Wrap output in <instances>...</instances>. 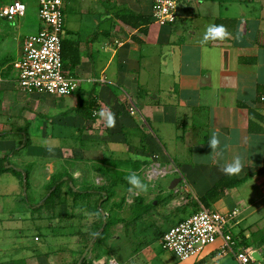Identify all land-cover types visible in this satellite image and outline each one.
<instances>
[{
  "label": "crops",
  "instance_id": "1",
  "mask_svg": "<svg viewBox=\"0 0 264 264\" xmlns=\"http://www.w3.org/2000/svg\"><path fill=\"white\" fill-rule=\"evenodd\" d=\"M13 1L0 0V176H9L0 180V196L22 204L28 185L41 189L32 185L37 157L47 169L57 164L70 186L73 175H85L87 160H107L113 174L144 176L137 221L150 229L157 221L166 232L206 207L200 198L226 175L221 166L239 157L238 184L207 208L233 214L236 249L253 254L248 264H264V0H182L177 21L167 26L123 19L130 12L150 17L152 0H64V68L81 81L69 96L13 85V62L42 26L39 0H20L24 16L2 17ZM210 24L224 25L229 36L204 41ZM101 110L115 115L114 127ZM213 133L220 139L215 150L208 143ZM104 170L101 181L112 180L111 189L128 186ZM162 175H170L173 191L157 189ZM24 207L25 218L36 217L29 199ZM10 230L0 223V242ZM222 243L184 261L244 264L221 254Z\"/></svg>",
  "mask_w": 264,
  "mask_h": 264
},
{
  "label": "rangeland",
  "instance_id": "2",
  "mask_svg": "<svg viewBox=\"0 0 264 264\" xmlns=\"http://www.w3.org/2000/svg\"><path fill=\"white\" fill-rule=\"evenodd\" d=\"M198 22L199 20H196L195 23ZM12 78L13 85L19 86L15 80V71H12ZM38 130L40 131V127ZM35 162L37 166L34 173L38 181L34 179L32 185L35 186L38 182L41 189L35 192V189H30L28 185L27 193L24 192L22 195V204L6 199L7 196H0V205L1 201H4L0 223L4 227H11L6 239L0 242V264H13V260L20 258L26 260L25 264H76L86 246L94 238L95 242L84 264H159L160 258H166L168 263L173 264L188 263L180 261L163 247L162 239L165 232L158 228L157 221L155 225L152 223L154 227L150 229L147 222L137 221L135 218L134 210L137 205L134 199L137 195H143L145 188L137 189L128 184L123 189H111L112 180L101 181L103 175L100 174L102 173L100 170L103 168H107V171L114 170L107 165V160L89 159L85 175L72 176L76 189L98 190L96 193L79 194L74 193L66 182L61 183L57 191H53L55 189L51 186L53 180L67 173H62V169H57V164L54 163L47 169L40 157H37ZM159 174L161 171L148 177L155 178ZM106 175L108 179L111 177L107 173ZM139 177L143 182L144 176ZM74 178L80 182L85 178L87 182L78 186ZM169 178L170 175L166 177L162 175L159 182L156 179L157 189L160 190L159 185L162 184L164 191H173L169 188V181L167 182ZM5 179H9V176H0V180ZM69 184H72L71 181ZM103 192H108V198L100 200ZM47 196L49 199L45 201ZM27 199L37 208L36 217L31 219L25 218L24 204ZM102 211H105L106 217ZM12 215H15L14 220L11 218ZM22 218L24 219L21 220ZM15 225L20 229L15 230Z\"/></svg>",
  "mask_w": 264,
  "mask_h": 264
},
{
  "label": "built area",
  "instance_id": "3",
  "mask_svg": "<svg viewBox=\"0 0 264 264\" xmlns=\"http://www.w3.org/2000/svg\"><path fill=\"white\" fill-rule=\"evenodd\" d=\"M182 0H152V21L167 26L177 21ZM27 4L20 0L4 6L1 16L9 20L24 16ZM41 29L27 37L23 55L13 62L18 84L29 93L69 96L80 88V79L64 69L63 31L65 26L64 0H39ZM132 113L135 109H131ZM235 213V212H234ZM232 215L206 207L173 225L163 235V247L179 260L198 256L219 238L221 254H235L248 264L253 254L237 250L234 234L230 230ZM237 248V249H236Z\"/></svg>",
  "mask_w": 264,
  "mask_h": 264
},
{
  "label": "trees",
  "instance_id": "4",
  "mask_svg": "<svg viewBox=\"0 0 264 264\" xmlns=\"http://www.w3.org/2000/svg\"><path fill=\"white\" fill-rule=\"evenodd\" d=\"M64 14H65V11H64ZM129 17H131V18H137L138 20L139 19H143L144 20V23H146V24H148L152 20L151 16L148 17V16H145V15H140V14H136V13H133V12H130L129 16H126V15H125V17L123 16V19L126 22H130ZM65 44L66 43H64V40H63V60H64V57L67 56V47L65 46ZM64 69H66V68H64ZM107 170H104L105 173L109 174L111 176V178H113V182L114 183H116V184L117 183H127V184H129L128 180L124 179V178L127 177V175L118 173L117 171H116L117 173L113 174L114 172L112 173L111 171H107ZM235 176H236L235 174H232V175L226 174L206 195H204V196H202L200 198L201 202L206 206V208L209 207L210 202L217 201L221 197L225 196L229 192V189L231 187H233V186H235V185L238 184L239 180H237ZM69 179L71 180L70 177H69ZM65 181H67V180H65V176H59V178H55V180H53V182L51 183V186L52 187H55V189L53 191H57L58 188L60 187L61 183H64ZM26 185H28V183ZM74 187L75 186H70V188L72 189V191L74 193H77V194H79V193H96L98 191V190L75 189ZM106 197L108 198V192H106V193L103 192L102 195H101L100 200H103ZM45 199H46L45 201H47V199H49V196L45 197ZM140 200L141 199L139 197L136 198L137 208L134 210L135 218L139 217L143 213V211H144V207L141 204V201ZM209 209H211V208H209ZM234 238L236 240V245H238L239 242H238L236 236H234ZM88 245L86 246V248L88 247ZM90 250H91V248H90ZM85 258H84L82 264L85 263ZM25 261L26 260L24 258H20L18 260H13L12 263L13 264H25ZM78 261L76 262V264L78 263Z\"/></svg>",
  "mask_w": 264,
  "mask_h": 264
},
{
  "label": "clouds",
  "instance_id": "5",
  "mask_svg": "<svg viewBox=\"0 0 264 264\" xmlns=\"http://www.w3.org/2000/svg\"><path fill=\"white\" fill-rule=\"evenodd\" d=\"M229 36L228 31L224 25L210 24L204 34V41L224 39ZM101 117L107 116V124L109 127H114L116 123L115 115L113 113H105L103 110L100 112ZM208 143L212 150H215L220 145V139L216 133H213L209 138ZM242 162L239 157H236L232 162H226L221 166V171L225 174L232 175L236 174L241 170ZM129 184L137 189H143L146 186L143 184L141 178L135 173H131L126 177ZM131 190V189H130Z\"/></svg>",
  "mask_w": 264,
  "mask_h": 264
},
{
  "label": "water",
  "instance_id": "6",
  "mask_svg": "<svg viewBox=\"0 0 264 264\" xmlns=\"http://www.w3.org/2000/svg\"><path fill=\"white\" fill-rule=\"evenodd\" d=\"M103 212V215L104 217H106V214H105V211H102ZM95 239V238H94ZM94 239L89 243L88 247L85 249V251L83 252L81 258L79 259L78 263L77 264H82L84 258L88 255L89 253V250L94 242Z\"/></svg>",
  "mask_w": 264,
  "mask_h": 264
}]
</instances>
